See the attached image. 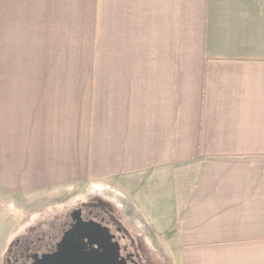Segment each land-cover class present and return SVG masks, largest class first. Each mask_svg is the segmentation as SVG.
<instances>
[{
    "label": "crops",
    "instance_id": "obj_1",
    "mask_svg": "<svg viewBox=\"0 0 264 264\" xmlns=\"http://www.w3.org/2000/svg\"><path fill=\"white\" fill-rule=\"evenodd\" d=\"M76 184L179 264H264V0H0V220Z\"/></svg>",
    "mask_w": 264,
    "mask_h": 264
},
{
    "label": "rangeland",
    "instance_id": "obj_2",
    "mask_svg": "<svg viewBox=\"0 0 264 264\" xmlns=\"http://www.w3.org/2000/svg\"><path fill=\"white\" fill-rule=\"evenodd\" d=\"M20 202V206L16 208L15 212H22L25 216H21L22 219L19 222L12 218H6L3 222L0 220V251L5 248L1 252L2 255L0 254L3 264L7 258L8 248L16 239L26 235L35 238L42 235L48 243L51 240L50 236L54 235L57 225L67 218L70 211L82 205L98 207L99 204L109 210L107 219L112 216L117 219L119 224L122 222L124 233L127 234L124 242L129 244L140 264H179L177 258L166 255L159 245L146 238V226L131 225L130 221L125 222L121 218V210L110 209L108 204L100 203L97 189L90 185L76 184L66 192L48 193L44 191L35 196H26V199Z\"/></svg>",
    "mask_w": 264,
    "mask_h": 264
},
{
    "label": "flooded vegetation",
    "instance_id": "obj_3",
    "mask_svg": "<svg viewBox=\"0 0 264 264\" xmlns=\"http://www.w3.org/2000/svg\"><path fill=\"white\" fill-rule=\"evenodd\" d=\"M99 205L98 207L82 205L70 211L67 218L57 225L48 243L42 235L36 238L26 235L16 239L8 248L5 264H49L50 262L51 264H103L101 257L105 253L107 226L114 230L113 241L120 243L122 256L126 258L128 264H140L129 244L124 242L127 234L124 233L122 225L112 216L107 219L109 210ZM69 232L71 238L68 243L62 245L65 251L61 256L60 244ZM88 232H93L92 237L87 236ZM44 255L53 257L47 260L43 259Z\"/></svg>",
    "mask_w": 264,
    "mask_h": 264
},
{
    "label": "water",
    "instance_id": "obj_4",
    "mask_svg": "<svg viewBox=\"0 0 264 264\" xmlns=\"http://www.w3.org/2000/svg\"><path fill=\"white\" fill-rule=\"evenodd\" d=\"M86 234H87V236L90 235L92 237L93 232H91V233L88 232ZM105 235H106L105 253H103V257H101L103 260V264H128L126 258L124 256H122V250H121L120 243L113 241V238L115 237V232L110 226L106 227V234ZM69 238H71L70 232L65 235L63 242L60 244V247H61V249H60L61 254L60 255L61 256H63L62 254L65 251V249L63 248L62 245L65 243H68V241H70ZM102 240L104 241V238ZM52 257H53L52 255H44L43 259L51 260ZM96 258H97V260L99 259L98 256ZM49 264H51V262Z\"/></svg>",
    "mask_w": 264,
    "mask_h": 264
}]
</instances>
